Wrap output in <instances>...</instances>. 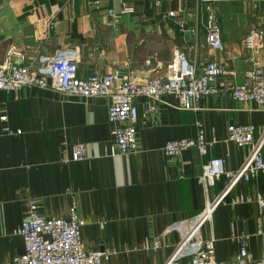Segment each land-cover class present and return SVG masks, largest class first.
Instances as JSON below:
<instances>
[{
  "label": "crops",
  "instance_id": "obj_1",
  "mask_svg": "<svg viewBox=\"0 0 264 264\" xmlns=\"http://www.w3.org/2000/svg\"><path fill=\"white\" fill-rule=\"evenodd\" d=\"M157 1L134 0L135 11L115 19L111 11H121V0H0V61L10 47L20 53L11 59L25 63L76 48L81 77L118 70L144 81L165 76L178 49L190 60L223 62L231 84L244 82V72L255 63L264 66V43L252 51L243 48L249 33L264 29V0L213 1L222 49L207 43L208 15L200 0H161L159 6ZM170 11L177 16H169ZM137 107V150L108 156L115 138L107 97L39 87L0 89V262L22 250L18 229L33 200L47 217L68 218L76 203L85 221V247L112 253L105 264H163L178 240L167 232L169 227L201 211L226 185L221 177L205 188L204 163L222 157L227 170L237 171L251 155L250 146L228 140L227 127L250 123L257 126V136L264 131V109L229 93L203 97L197 110L182 109L173 94L158 100L141 96ZM4 115L7 121H2ZM197 121L203 123L206 139L214 141L210 154L190 148L167 157L165 143L196 136ZM5 126L21 133H7ZM79 144L86 156L74 160L73 148ZM263 190L264 174L242 180L227 202L215 208L203 236L215 239L218 261L237 255L236 237L242 234L250 236L249 251L262 256L264 233L257 229L262 224L264 230V216L257 203L233 205L230 200L239 194L256 197ZM181 262L190 264V256Z\"/></svg>",
  "mask_w": 264,
  "mask_h": 264
},
{
  "label": "built area",
  "instance_id": "obj_2",
  "mask_svg": "<svg viewBox=\"0 0 264 264\" xmlns=\"http://www.w3.org/2000/svg\"><path fill=\"white\" fill-rule=\"evenodd\" d=\"M76 2L78 0H71ZM122 9L113 18L135 11L134 0H121ZM207 11V43L222 49L221 30L213 10L214 0H200ZM158 0L156 5H161ZM100 7V1L94 2ZM169 16L176 17L175 11ZM182 29L185 25L178 22ZM197 34L196 30L192 31ZM264 43V29H256L243 40L244 50H255ZM13 55L20 56L15 47H10L7 57L0 61V89L12 91L22 87H39L62 93L90 97H107L109 99L108 115L113 123L114 142L107 151L108 156L129 153L137 150V122L139 111L137 99L145 96L160 99L165 94L178 97L182 109L197 110L199 101L207 95L229 93L233 99L249 102L255 101L264 109V66L254 64L243 75L244 82L231 84V73L223 62L216 60H190L178 49L167 65L165 76H150L144 81L136 77L121 76L120 71L111 73H94L88 77L78 74L80 51L76 48H62L52 55L41 56L37 63L16 62ZM1 57V53H0ZM152 107V106H151ZM7 121V116L1 117ZM197 134L194 137L172 139L165 143L163 150L167 157L175 158L190 148H196L201 155L210 154L214 141L205 137L203 123L197 121ZM7 133L20 134L5 126ZM228 140L239 146H250L251 155L237 171L226 169L222 157L211 156L203 165L201 181L205 188L213 187L217 180L226 177L227 182L221 193L214 199L206 201L201 211L195 215L174 222L167 230L177 235L178 240L163 264H182V258L190 256V264H264V251L261 257L254 256L246 242L248 234L237 236L240 250L228 261L216 259L215 239L203 236L204 227L213 218L215 208L226 203L227 196L242 180L251 181L264 174V131L257 136V126L250 123H233L227 127ZM82 144L75 145L72 152L74 160L85 158ZM240 202H256L264 216V190L256 197L239 194L230 200L235 205ZM84 219L77 211L76 203L70 208V216L47 217L38 210V204L31 200L27 216L23 220L18 234L24 238L25 251L16 255L11 261L0 264H105L112 253L101 249L88 250L81 236ZM264 233L262 224L258 225L257 234Z\"/></svg>",
  "mask_w": 264,
  "mask_h": 264
},
{
  "label": "water",
  "instance_id": "obj_3",
  "mask_svg": "<svg viewBox=\"0 0 264 264\" xmlns=\"http://www.w3.org/2000/svg\"><path fill=\"white\" fill-rule=\"evenodd\" d=\"M20 237H21V239H22V242H23V246H22V250L20 251V253L19 254H23L24 253V251H25V244H24V238H23V236L22 235H20Z\"/></svg>",
  "mask_w": 264,
  "mask_h": 264
}]
</instances>
